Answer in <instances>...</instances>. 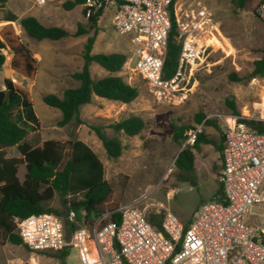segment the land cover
I'll list each match as a JSON object with an SVG mask.
<instances>
[{"label":"rangeland","instance_id":"374dc122","mask_svg":"<svg viewBox=\"0 0 264 264\" xmlns=\"http://www.w3.org/2000/svg\"><path fill=\"white\" fill-rule=\"evenodd\" d=\"M258 2L245 0V6L240 8L237 0L175 1L178 18L200 3L210 13L216 30L199 42L200 46L204 45L200 55L201 66L188 75L187 91L170 102H160L149 84L135 71L136 58L132 57L130 37L113 30L112 12L106 10L97 22L98 33L92 53L126 54L129 59L117 75L136 86L139 95L129 104L94 96L91 103L80 109L84 124L58 127L61 112L47 106L43 98L48 94L61 96L65 89L78 85L71 75L81 69L84 45L93 31L58 41L34 40L22 30V17L34 16L45 26L61 27L74 33L78 24L86 26L88 23L83 6L66 10L63 3L37 7L27 2L9 0L4 8L0 7V30L9 24L3 20V16L13 13L17 17L12 22L16 34L38 61L36 77L30 80L11 70L12 54L9 50L3 51L5 62L0 68V90L5 89V79L28 89L38 117V129L31 132L24 142L34 148L45 141L66 142L74 135L85 143L102 162L105 178L113 186L105 211L133 203L155 206L161 202L179 219H189L194 209L210 200L215 191L220 189V153L215 146L221 141L227 119L234 115L228 101L233 102L236 110L244 116L264 118V75L251 76L254 62L261 58V50L264 49V24L256 15ZM90 71L95 79L110 75L95 63L90 66ZM232 74L237 78H231ZM198 113L204 114L205 120H212L217 127L197 125L195 116ZM130 115L139 116L145 121V128L140 135L128 137L108 127ZM175 125L200 127L201 132L214 141V146L202 144L195 151L196 171L190 181L177 178L175 160L189 143L188 138L182 146L173 142ZM90 126H100L106 136L118 138L122 142L123 151L119 158L107 156ZM5 156L21 157L17 147L6 149ZM25 172V165L21 164L18 172L21 181L24 180ZM62 200L56 195L49 205L61 211V219L67 222L69 213L63 207ZM149 213L150 216L155 214L156 208L152 207ZM256 222L260 224L264 220ZM0 264H79V259L74 247L69 248L68 257L62 259L57 251L34 253L24 245H14L0 238Z\"/></svg>","mask_w":264,"mask_h":264},{"label":"built area","instance_id":"2783aa9c","mask_svg":"<svg viewBox=\"0 0 264 264\" xmlns=\"http://www.w3.org/2000/svg\"><path fill=\"white\" fill-rule=\"evenodd\" d=\"M17 1L46 7L68 0ZM175 1L86 0L83 4L86 18L99 11L112 12L113 30L130 37L135 71L160 102L176 100L187 91L188 75L201 66L204 45L199 42L216 30L210 13L200 3L180 18L175 13L179 64L175 74L165 78ZM256 15L264 24V0H259ZM250 120L264 118L239 113L227 119L222 129L223 167L218 175L223 199L202 203L189 225L164 203H133L118 208V222L102 223L101 217L77 221L76 213L70 211L68 221L76 225L73 230L54 214H33L15 219L17 234L34 253L74 247L79 264H264V222H256L264 220V132L251 129ZM200 132V127L190 130L187 143L193 144ZM152 207L156 208L153 215H161L162 230L149 220Z\"/></svg>","mask_w":264,"mask_h":264},{"label":"trees","instance_id":"16d2710c","mask_svg":"<svg viewBox=\"0 0 264 264\" xmlns=\"http://www.w3.org/2000/svg\"><path fill=\"white\" fill-rule=\"evenodd\" d=\"M9 0H0V7L4 8ZM86 0H68L63 3L66 10L83 6ZM238 6L243 8L245 0H237ZM84 16H85V10ZM102 11L87 18V25L78 24L77 30L70 33L61 27L45 26L34 16H25L20 19V26L24 33L37 41H58L69 36L79 37L93 31L87 38L82 52L83 65L71 77L78 85L67 88L61 96L46 95L44 103L61 112L58 127L69 124L82 125L80 118L82 106L92 102L93 97L109 101L129 104L139 95L136 86L128 84L117 73L121 72L128 56L124 53L113 52L92 53L93 45L98 33L97 22ZM172 27L168 37L167 56L164 64V77H172L179 64L180 43L176 23L174 3L171 7ZM3 20L9 24L0 30V68L5 62L4 50L12 54L10 68L18 75L33 80L38 72V61L33 52L16 34L12 22L17 20L13 13H6ZM261 58L254 62L252 77L264 75V49ZM95 63L110 75L95 79L91 75L90 66ZM231 78H237L234 74ZM5 89L0 90V238L4 242L14 245H24L17 234L15 219H24L33 214L50 213L61 219V211L54 209L49 204L58 195L63 200V207L74 211L77 221L85 219L92 222L101 217L102 223L120 221L121 214L118 208L106 210L105 206L113 193L112 184L105 178V168L98 156L82 141L73 135L66 142L45 141L37 147L25 143L31 132L38 129V117L34 111L32 98L28 89L14 83L10 79L4 80ZM233 114L238 115L235 104L228 101ZM195 123L203 126L217 127L212 120H205V115L198 113ZM248 125L257 132H264V121L250 120ZM115 133H123L128 137L141 134L145 128V121L136 115L111 123L108 126ZM101 141L109 158L117 159L123 151L122 142L115 137H108L100 126H90ZM195 129L190 125H175L173 142L182 146L188 138L190 130ZM223 134L221 142L216 145L217 151L223 150ZM202 144H214L203 132L197 134L193 144H187L175 160L177 178L181 181H190L195 168V151ZM17 147L20 158H7L5 150ZM25 165L24 180L18 176L19 167ZM216 200L223 199V190L217 191ZM85 213L83 216L82 213ZM62 220V219H61ZM150 222L159 230L161 228V215H151ZM63 221V220H62ZM69 230L76 228L74 223L63 221ZM25 246V245H24ZM29 250V249H28ZM60 257L66 259L69 249L58 250ZM45 253V252H40Z\"/></svg>","mask_w":264,"mask_h":264},{"label":"crops","instance_id":"0c3cea01","mask_svg":"<svg viewBox=\"0 0 264 264\" xmlns=\"http://www.w3.org/2000/svg\"><path fill=\"white\" fill-rule=\"evenodd\" d=\"M102 15H104V13L102 14ZM221 142V141H220ZM209 145H211V144H209ZM214 146V145H213ZM216 148V147H215ZM217 150V149H216ZM219 152V151H218ZM220 153V152H219ZM219 167H220V171L222 170V167H223V161H222V157H221V153H220V165H219ZM194 168H196V154H195V163H194ZM195 171H196V169H195ZM220 173V172H219ZM219 182V181H218ZM220 184V183H219ZM221 186V185H220ZM219 190V189H218ZM218 190H216L215 191V193L212 195V197L210 198V200H212V199H214L215 198V196H216V194H217V191ZM206 202V201H205ZM204 203V202H203ZM199 207H197L196 209H194V211H193V213H192V215L190 216V218L189 219H187V220H182V219H180L183 223H185L186 225H189L190 224V222H191V220H192V217H193V215H194V213L196 212V210L198 209Z\"/></svg>","mask_w":264,"mask_h":264}]
</instances>
